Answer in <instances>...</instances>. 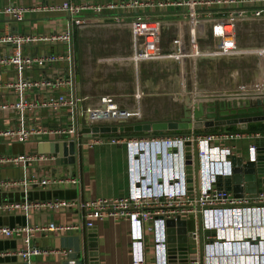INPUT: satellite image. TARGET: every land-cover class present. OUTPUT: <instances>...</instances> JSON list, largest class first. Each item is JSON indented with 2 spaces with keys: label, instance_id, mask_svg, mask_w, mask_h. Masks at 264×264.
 I'll return each instance as SVG.
<instances>
[{
  "label": "built area",
  "instance_id": "built-area-1",
  "mask_svg": "<svg viewBox=\"0 0 264 264\" xmlns=\"http://www.w3.org/2000/svg\"><path fill=\"white\" fill-rule=\"evenodd\" d=\"M256 1L165 0L152 3L132 0L122 4H72L65 1L59 5H50L47 9L68 14L74 25L82 24L80 16L86 11L100 13L103 10L136 11L139 8L170 7L190 9L187 16L171 21L152 20L145 16L131 18V54L126 60L123 58V61L134 67L136 75L139 65L143 62H152L153 65L166 64L165 71L176 81L179 95L183 97V107L186 106L192 111L197 103L203 104L204 107L213 103L233 106L246 100L253 101L257 97H264V44L241 46L238 37L243 23L264 20V6L240 7L218 15L203 14L195 9L200 5H231ZM259 2L264 3V0ZM26 12V9L10 6L0 10V14L9 15L17 21L22 20ZM71 40L70 29L39 36H0V42L16 47L29 41L70 43ZM55 58L52 54L23 55L15 48L9 55L0 56V67L21 72L51 64ZM248 58L252 61L245 63L244 60ZM233 60L239 65L227 69L228 75L239 85L243 83V87L221 88L223 79L212 80L215 83L209 84L213 87L209 91L201 87V65L210 66L211 71L217 74L220 61L232 64ZM169 70L171 72H168ZM47 84L45 81L19 77L8 81L6 86L17 94H22L32 87ZM138 88L136 95L140 97ZM78 102V98L67 100L59 96L48 99L42 105L56 112L61 105L71 104L75 107ZM99 103L102 107H96L87 113L88 125L116 122L131 116L126 110L119 108L112 94L103 95ZM31 107L33 105L30 103L17 101L10 105L1 104L0 110L12 109L22 112ZM193 130L195 129L184 135L140 136L125 141L129 164L128 194L114 199L97 198L76 202L82 211L84 226L93 247L97 224L108 218L125 220L129 224L130 264H264V191L252 196H234L224 182L233 172L231 149L215 145L217 137L211 131L202 129L203 132L196 133ZM65 132L72 134V137L76 135L77 145L80 143L77 130L71 127L57 131L7 128L0 131V137L27 141L33 134L63 136ZM72 137L58 139L68 143ZM58 139L54 138L55 141ZM193 143L197 146V179L194 175L193 157L190 164H187L186 158L188 152L192 154ZM256 156L257 147L252 144L248 147V158L254 161ZM55 159L56 156L51 154L35 153L11 156L7 161L19 164ZM218 178L220 184L217 186ZM58 180L62 184L72 186L79 184V179L74 176H63ZM16 183L0 181V189L9 188ZM45 183L46 181L35 175L24 181L25 185L31 186H42ZM70 204L73 202L54 198L27 205H0V209L59 210ZM168 221L172 222V225H167ZM70 228L53 221L26 227L0 226V235L12 237L25 233L24 242L28 247L19 254L27 260L30 256L43 253V249L29 244L35 233L45 234ZM170 229L173 231V241L168 240ZM181 236L184 241H179ZM62 254L68 257L70 251H62ZM95 254L92 253L94 257L88 259V264H96ZM68 264L84 263L69 259Z\"/></svg>",
  "mask_w": 264,
  "mask_h": 264
},
{
  "label": "crops",
  "instance_id": "crops-1",
  "mask_svg": "<svg viewBox=\"0 0 264 264\" xmlns=\"http://www.w3.org/2000/svg\"><path fill=\"white\" fill-rule=\"evenodd\" d=\"M65 1L72 4L92 3L122 4L132 0H0V10L10 6L26 9L23 19L17 21L9 15L0 14V36L14 34L19 36H39L70 29V43H52L29 41L18 47L0 42V56L9 55L15 48L23 55L36 56L52 54L56 58L48 65L33 67L27 71H15L0 67V105L17 101L33 105L22 112L8 109L0 110V131L7 128L43 129L47 131L75 129L85 124L87 113L96 107H102L100 98L105 94L115 96L120 109L126 110L135 120H163L151 118L154 112L149 99L167 95L177 89L176 81L166 75L163 63L153 69L152 62L139 65V72L123 61L131 54L129 21L136 16H145L152 20L171 21L187 16L190 9L184 8H139L138 10H103L100 13L89 11L81 13V25H74L70 16L64 12L49 11L50 5H59ZM152 3L165 0H138ZM189 1V0H187ZM255 3L219 4L195 7L198 12L218 15L240 7L253 8L264 6ZM232 68L238 66L232 62ZM208 67V65H207ZM156 72V77H155ZM216 76V75H215ZM31 78L48 82L47 85L32 87L22 94H17L6 83L18 78ZM246 78V77H245ZM138 80V82H137ZM216 81V77L213 79ZM137 83L139 86H137ZM138 94L136 95V89ZM158 91L157 93H155ZM63 96L67 100L78 98L75 107L61 105L58 111L43 106L50 98ZM126 102V103H125ZM150 105V106H148ZM165 108L166 106H161ZM164 109V110H165ZM149 115V116H148ZM77 130V129H76ZM178 131V130H175ZM196 133L202 129L193 130ZM264 121H253L240 128L236 124L215 126L214 144L231 149L233 168L231 186L227 188L234 196H252L264 191V177L258 178L253 170L245 168L249 161L248 147L256 145L257 156L264 160ZM181 133L157 132L158 136L184 135ZM133 133V132H132ZM122 132L100 134V138L85 139L77 145V159L74 166L53 161H39L15 164L7 161L11 156L29 154H51L39 152L38 145L56 143L54 138L72 137L53 134L38 136L33 134L27 141L10 137H0V181L17 182L9 188L0 189V205H27L28 203L65 199L73 204L59 210L41 209H0V226L26 227L56 222L70 226L65 231L35 233L29 244L43 249V253L30 256L27 260L19 254L28 244L24 242L26 234L6 237L0 235V264H68L69 259L88 264V259L96 254V264H130L129 224L125 220L105 218L96 227L94 247L90 244L87 229L84 226L82 211L76 202L97 198L114 199L129 192L128 154L125 141L128 138L152 136L153 132L133 136ZM57 141V140H56ZM264 168V163L263 166ZM253 171L254 173L251 174ZM46 181L45 185H25L31 176ZM74 176L79 179L77 186L62 184L59 177ZM252 177V180L251 178ZM23 183H18V182ZM260 181V184H257ZM226 185V182H225ZM62 251H70L68 257Z\"/></svg>",
  "mask_w": 264,
  "mask_h": 264
},
{
  "label": "water",
  "instance_id": "water-1",
  "mask_svg": "<svg viewBox=\"0 0 264 264\" xmlns=\"http://www.w3.org/2000/svg\"><path fill=\"white\" fill-rule=\"evenodd\" d=\"M253 121H264V97L256 98L253 101L246 100L244 103L229 106L226 103H213L206 107L201 103L194 105L191 111L186 106L182 108V114L178 117H168L163 120H135L129 121L127 119H121L116 122H107L102 124L88 125L84 119L85 124L76 126L78 140L82 144L85 139L100 138V134L108 133H135L140 132L147 134L149 132H166L175 130H188V129H203L204 131H213L215 126L236 124L240 128H245L246 124ZM264 133V131L260 132ZM57 140L56 143H50L49 145H38L39 152H51L56 153V163H66L74 166L77 159V136L74 135L71 141L66 143L65 141ZM193 157L194 175L195 179L198 177V161H197V146L193 143L192 154L189 152L186 154L187 164H190V159ZM264 163L262 156H256L254 161H247L244 165L245 168L253 170L257 177H264ZM190 172L189 167L187 168ZM253 171L251 174H253ZM252 180V177H249ZM232 177L225 178L226 187L231 186ZM264 183V181H262ZM217 186L220 184L218 178ZM260 184V181H257ZM184 224V222H181ZM167 225H172V222L168 221ZM184 229H182V233ZM169 241H173V231H168ZM179 241H184V237L181 236ZM200 243L202 240L200 238ZM95 245V244H94Z\"/></svg>",
  "mask_w": 264,
  "mask_h": 264
},
{
  "label": "rangeland",
  "instance_id": "rangeland-1",
  "mask_svg": "<svg viewBox=\"0 0 264 264\" xmlns=\"http://www.w3.org/2000/svg\"><path fill=\"white\" fill-rule=\"evenodd\" d=\"M241 27V26H240ZM242 30L239 31L238 37L239 42L241 46H248L250 44L252 45H262L264 44V20H261L260 22L254 21L250 23H243ZM251 30V31H248ZM252 59L244 60L245 63H250ZM235 63V60H233ZM232 64H227L222 61L219 62L217 65L218 67V73H214L211 71L210 66L207 67V65L203 66L201 65L200 70V77H201V87L206 89V91H209L210 87L209 84H214L212 80L214 77H216V80H224V83L220 84L221 88H234V87H243V83L239 85L238 82L233 80L228 75L227 69H232ZM153 69H157L156 65H153ZM168 72H171L170 70ZM175 73V71H173ZM168 75V73H166ZM216 75V76H215ZM156 77V72H155ZM210 81V83H209ZM156 91L155 93H157ZM167 95L162 96H154L149 99V102H151V106L154 107V112L150 113L151 118H168V117H178L182 114V107H183V97L179 95L178 89L172 90L169 93H166ZM166 106L165 108H161V106ZM150 106V105H148ZM165 109V110H164ZM149 116V115H148Z\"/></svg>",
  "mask_w": 264,
  "mask_h": 264
},
{
  "label": "trees",
  "instance_id": "trees-1",
  "mask_svg": "<svg viewBox=\"0 0 264 264\" xmlns=\"http://www.w3.org/2000/svg\"><path fill=\"white\" fill-rule=\"evenodd\" d=\"M184 131H185V130H181V131L178 130V131H170V132H173V133H181V132H184ZM166 132H168V131H166ZM166 132H165V133H166ZM126 134H130V133H126ZM141 134L143 135V133H140V132L132 133L133 136H136V135L138 136V135H141ZM153 134L156 135L157 132H153Z\"/></svg>",
  "mask_w": 264,
  "mask_h": 264
},
{
  "label": "bare ground",
  "instance_id": "bare-ground-1",
  "mask_svg": "<svg viewBox=\"0 0 264 264\" xmlns=\"http://www.w3.org/2000/svg\"><path fill=\"white\" fill-rule=\"evenodd\" d=\"M126 103V102H125Z\"/></svg>",
  "mask_w": 264,
  "mask_h": 264
}]
</instances>
